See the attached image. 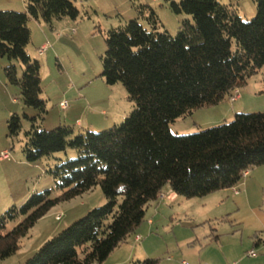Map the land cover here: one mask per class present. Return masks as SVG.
Listing matches in <instances>:
<instances>
[{"label":"trees","instance_id":"1","mask_svg":"<svg viewBox=\"0 0 264 264\" xmlns=\"http://www.w3.org/2000/svg\"><path fill=\"white\" fill-rule=\"evenodd\" d=\"M74 1L24 0V12L0 11V58L10 62L3 68L5 79L39 115L46 108L40 65L25 50L27 22L32 18L50 26L53 20H76ZM253 2L256 13L249 21L218 0L171 2V12L193 21L183 22L174 36L158 32L153 10L140 6L136 10L149 30L132 19L107 32L100 77L106 85L121 84L133 110L119 125L76 136L66 126L46 131L30 118L22 151L26 161L68 148L77 157L51 172L61 190L58 197L50 198L49 190L34 193L0 217V259L15 253L20 239L59 202L99 186L105 203L47 240L23 264H103L145 222L165 185L186 199L203 198L237 188L244 174L264 166V112L236 113L229 123L193 134L170 130L178 119L218 105L264 66V0ZM11 61L21 64L20 78ZM19 131L20 119L12 115L7 136ZM16 216L20 221L2 234ZM159 262L146 258L133 264Z\"/></svg>","mask_w":264,"mask_h":264},{"label":"rangeland","instance_id":"2","mask_svg":"<svg viewBox=\"0 0 264 264\" xmlns=\"http://www.w3.org/2000/svg\"><path fill=\"white\" fill-rule=\"evenodd\" d=\"M178 1L75 0L74 5L79 11L76 20L62 18L53 20L49 26L42 21L29 19L27 27L30 31V42L25 50L28 56L40 65V98L45 101L46 112L39 115L38 111L25 106L19 87L7 82L0 66V154L3 151L8 153V159L0 161V217L8 210L20 208L34 193L49 190L50 198L58 197L61 190L51 172L61 162L77 157V152L68 148L65 152L32 163L26 161L22 151L26 141L25 133L30 130L32 124L30 118H35V125L46 131L59 126L69 127L72 136L90 130L100 132L113 125H119L131 113L133 105L121 84L109 86L100 77L101 57L106 49V34L110 29L122 27L132 19H138L139 23L149 30L145 18H139L136 10L140 6H146L153 10L158 18L157 31H166L174 36L183 22L193 24L190 16L170 11V3ZM218 1L229 9H234L243 21H249L255 16L253 0ZM0 11L24 12V0H0ZM146 15L147 13L144 14ZM43 44H47L48 48L44 54L39 55L38 50ZM234 47L233 43L232 49ZM1 60L6 61V66L10 63L6 58H0V62ZM11 64L16 69L17 78H20L23 70L21 64L17 61H11ZM239 91L242 102L230 105L226 97L218 107L199 109L185 118L178 119L170 125V130L186 135L229 123L234 117L233 112L226 120L219 119L226 112L229 114L232 106L241 104L244 110L235 112H264V66L252 75ZM60 102L67 104L65 111L61 110ZM12 115L19 117L20 131L17 136L11 138L7 136V120ZM199 125L201 127H198ZM249 174L248 179L251 180L252 187L249 205L260 207L264 212V166L253 168ZM246 181L247 178L244 177L241 183ZM242 186L237 187L239 192L243 191ZM220 192L224 193L205 199L206 201L202 198L186 199L175 194L168 184L165 185L162 189L163 198L149 205L145 222L141 225L147 226L148 219L154 222L152 235L156 238H151L150 243L155 249L160 247L156 254L145 258L159 259L160 264H178V260L187 264H224L228 258H224L223 250L214 245V238H217L219 244L236 245L232 246L234 253L232 249L227 251L225 248L227 256L236 257V264H240V259L249 249H253L258 258L263 257L264 250L261 251L259 246L254 248L250 244L254 236L255 222L248 208L239 212L233 211L232 201L236 198L233 189ZM221 198V205L216 206L215 203ZM104 203L105 199L99 186L68 201L59 202L20 239L15 253L0 259V264H23L47 240ZM227 207L229 212H225ZM207 217L209 220L205 221ZM20 219L16 216L8 221L1 233L10 231ZM139 230L127 238L128 247L138 245L133 243L132 238H136ZM232 231H237V235H232ZM187 237L197 239L194 248L191 250L190 246H184L179 254L178 250L172 253L171 248H175V242ZM114 254L103 264H113L119 253ZM79 257H82L80 252ZM168 257H171V261L167 260ZM145 258H134L126 264H133ZM241 260L248 261L246 257Z\"/></svg>","mask_w":264,"mask_h":264},{"label":"crops","instance_id":"3","mask_svg":"<svg viewBox=\"0 0 264 264\" xmlns=\"http://www.w3.org/2000/svg\"><path fill=\"white\" fill-rule=\"evenodd\" d=\"M24 9H25V4H24ZM5 64H6V61L5 60H1L0 66L2 68H4L6 66ZM241 99L242 98H240L239 100H237L235 102H240V101L242 102ZM222 102H220L218 105H220ZM60 103H62V102H60ZM234 103H232V104H234ZM232 104H230V105H232ZM216 107H218V106L216 105ZM65 110H62V111H65ZM232 110L230 111L229 114H228V112H226L223 116H221V118L219 120H226L232 112L235 115L236 113H239L241 110H244L243 109V104H241L239 106H235V107L232 106ZM237 110H239V112H235ZM198 127H201V125H199ZM179 132H181V131H179ZM174 134H179V133L175 132ZM249 176H250V174L248 173L247 176H245L247 178V181L245 183H243V184L241 183L239 185V186L243 185L242 186L243 187V191H240L239 192L238 189L236 188L237 193L236 194L234 193L235 196H236V198H235V201H232L233 205L231 206V208H233V211H235V212H239L241 209L246 208V207L248 208L249 213L251 214V216L253 217V220L255 222V227L253 229L254 230L253 231L254 232V234H253L254 236L252 237V241H251L252 243L250 242V244H252L254 248H257L259 246L258 249L261 250V251H263L264 250V212L260 209V207H255V206H250L249 205V203H250L249 193L252 192V187H251V184H250V181L251 180L248 179ZM226 190H230V189H226ZM226 190H222V191H226ZM220 193H224V192H220L219 191V192L213 193V194H211L209 196L203 197L202 199H204V201H206L205 199H211L212 197L217 196ZM217 202L218 203H215V204H217L216 206L221 205L222 198H221V200L218 199ZM216 206H214V207H216ZM230 210H232V209H230ZM155 212H157L156 209H155ZM225 212H229V207L226 208V211ZM230 214L231 213H227V215H230ZM204 220L205 221L206 220H209V218L207 217V219H204ZM239 224H242V223H239ZM153 226H154V222L151 219H148L147 226H142L141 228H139L140 230L136 234V237L139 236L140 237V240L136 242L135 241V238H132L133 243L134 244H138L137 246L134 247V246L129 245V247H128L127 246L128 243L125 242L120 247H118L115 250L116 252L114 251L111 254V255H115L114 253H119V254H117L118 256H116L117 258L113 262V264H126V263H128V261L134 260V258H139V257L145 258V257L151 256L152 254H156V252H158V250H159L160 247H158V249H155L154 246H153V244L150 243L151 238L154 237L152 235V228H153ZM232 235H237V231H232ZM154 238H156V237H154ZM195 241H197V239H194L193 240L191 237H187V238L182 239L180 241H176L175 242V248H173V249L171 248V252L172 253H175L176 250H178V254H179L181 252L180 249H182L184 246H190L189 249L192 250L194 248ZM214 242H215V244H214L215 246L217 245V247H219L221 250H223V252H222L223 255L222 256L224 258L225 257L228 258L224 262V264H236L237 261L235 259L236 258L235 257V254H233V256L235 258H233V257L231 258V257L227 256V254H226L227 251L230 250V249H232L233 250V253H234V249L232 248V246H235L236 247V245L233 244V243L232 244H229V245H227V244L226 245L219 244L220 242L218 243L217 238L216 239L214 238ZM225 248H226L227 251L225 250ZM249 251H253V249H249L248 251H246L245 252L246 255L245 256H242V258H241V259H243V257H246V259L248 261L247 262H244L243 260L240 259V261H241L240 264H264V256L258 258L256 256V253H255V256L254 257H249V256H247V253ZM166 252H168V249H166ZM201 256H202V254H201ZM201 256L198 255V257H201ZM167 260L168 261H171V257H168ZM179 261L180 260H178V264H181L180 262H185L183 260H181L180 262ZM199 261H202V260L199 259ZM185 264H187V263L185 262ZM237 264H239V263H237Z\"/></svg>","mask_w":264,"mask_h":264},{"label":"built area","instance_id":"4","mask_svg":"<svg viewBox=\"0 0 264 264\" xmlns=\"http://www.w3.org/2000/svg\"><path fill=\"white\" fill-rule=\"evenodd\" d=\"M74 29L72 30V33H74ZM47 48H48V45L47 44H43L42 46H41V48L38 50V52H39V55H42V54H44V52L47 50ZM240 98V91H239V89H234V90H232L231 91V93L229 94V96L227 97V99H228V101L232 104V103H234L235 101H237L238 99ZM60 107H61V109L62 110H65L66 108H67V104L65 103V102H62V103H60ZM6 159H8V153L7 152H2L1 154H0V161H2V160H6ZM246 176V174H244V177ZM233 189V191H234V193L236 194L237 193V190H236V188H232ZM163 198V196L162 195H160L159 197H158V199L159 200H161ZM140 240V237L139 236H137L136 238H135V241L137 242V241H139ZM247 256H249V257H254L255 256V252L254 251H249L248 253H247ZM181 264H185V262H181Z\"/></svg>","mask_w":264,"mask_h":264}]
</instances>
